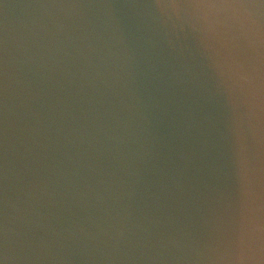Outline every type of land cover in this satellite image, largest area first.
<instances>
[{
	"label": "water",
	"instance_id": "water-1",
	"mask_svg": "<svg viewBox=\"0 0 264 264\" xmlns=\"http://www.w3.org/2000/svg\"><path fill=\"white\" fill-rule=\"evenodd\" d=\"M238 12L247 54L155 0H0V264H264V6Z\"/></svg>",
	"mask_w": 264,
	"mask_h": 264
},
{
	"label": "snow or ice",
	"instance_id": "snow-or-ice-1",
	"mask_svg": "<svg viewBox=\"0 0 264 264\" xmlns=\"http://www.w3.org/2000/svg\"><path fill=\"white\" fill-rule=\"evenodd\" d=\"M158 7L185 10L191 20L203 24L210 38L235 48L241 54H247L248 44L246 30L255 23L254 14L247 17L238 12L242 8H251L256 4L264 6V0H155ZM261 35L264 36V12L260 16ZM231 244L239 246L238 238Z\"/></svg>",
	"mask_w": 264,
	"mask_h": 264
}]
</instances>
